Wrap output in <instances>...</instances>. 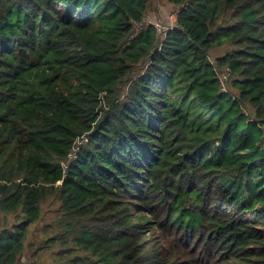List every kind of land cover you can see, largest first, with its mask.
Listing matches in <instances>:
<instances>
[{"label":"trees","instance_id":"trees-1","mask_svg":"<svg viewBox=\"0 0 264 264\" xmlns=\"http://www.w3.org/2000/svg\"><path fill=\"white\" fill-rule=\"evenodd\" d=\"M153 1L0 0V264H264V0Z\"/></svg>","mask_w":264,"mask_h":264},{"label":"rangeland","instance_id":"rangeland-1","mask_svg":"<svg viewBox=\"0 0 264 264\" xmlns=\"http://www.w3.org/2000/svg\"><path fill=\"white\" fill-rule=\"evenodd\" d=\"M176 7L167 0H156L151 2L142 25L151 23L158 32L173 25L175 20ZM139 25L135 29H139ZM232 47L224 44L212 50L211 58L220 56ZM225 88V84H224ZM57 203L51 198L44 201L41 205V217L29 227L25 241L24 251L15 264H62L57 254L59 247L51 242V237L57 231L55 225H50L56 218ZM18 215L16 213L0 212V230L10 227Z\"/></svg>","mask_w":264,"mask_h":264},{"label":"built area","instance_id":"built-area-1","mask_svg":"<svg viewBox=\"0 0 264 264\" xmlns=\"http://www.w3.org/2000/svg\"><path fill=\"white\" fill-rule=\"evenodd\" d=\"M225 72H226V74H227V70H226V69H225ZM226 74H222V75H220V84H221V87H222L223 90H225V88H224V84H225Z\"/></svg>","mask_w":264,"mask_h":264}]
</instances>
